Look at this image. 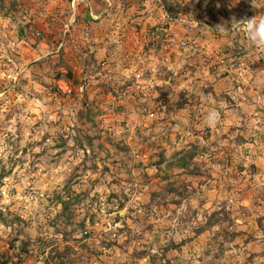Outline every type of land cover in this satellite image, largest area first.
Wrapping results in <instances>:
<instances>
[{"label": "rangeland", "instance_id": "rangeland-1", "mask_svg": "<svg viewBox=\"0 0 264 264\" xmlns=\"http://www.w3.org/2000/svg\"><path fill=\"white\" fill-rule=\"evenodd\" d=\"M199 1L0 0V264H264V0Z\"/></svg>", "mask_w": 264, "mask_h": 264}, {"label": "clouds", "instance_id": "clouds-1", "mask_svg": "<svg viewBox=\"0 0 264 264\" xmlns=\"http://www.w3.org/2000/svg\"><path fill=\"white\" fill-rule=\"evenodd\" d=\"M252 4L255 7V0H252ZM215 28L222 36L233 33H243L252 47L264 49V14L242 20H237L233 17L231 21L217 25ZM217 115L215 109H210L204 117L203 123L209 126L214 124Z\"/></svg>", "mask_w": 264, "mask_h": 264}, {"label": "trees", "instance_id": "trees-1", "mask_svg": "<svg viewBox=\"0 0 264 264\" xmlns=\"http://www.w3.org/2000/svg\"><path fill=\"white\" fill-rule=\"evenodd\" d=\"M163 9L165 11V13L168 15V18L170 19H184L187 17V21H194V22H201L199 20V15H200V11H199V5L202 4V2H200L198 0V3L193 4V2L191 3H183V0H161ZM204 3L208 4L209 0H205ZM192 15V16H189ZM201 17V15H200ZM60 75H57V78H59ZM162 154V153H160ZM196 151L195 150H190L187 152V155L185 157H179L178 159V166L181 168H185L187 166V164L189 162H191L192 158L195 157L196 155ZM217 225V221H212L211 218L209 220V227L211 226H216ZM234 235L231 234L230 238L233 239Z\"/></svg>", "mask_w": 264, "mask_h": 264}, {"label": "built area", "instance_id": "built-area-1", "mask_svg": "<svg viewBox=\"0 0 264 264\" xmlns=\"http://www.w3.org/2000/svg\"><path fill=\"white\" fill-rule=\"evenodd\" d=\"M157 2L158 3H161V0H157ZM162 4V3H161ZM165 15L168 17V15L165 13ZM170 19V18H169ZM175 21H177V22H181V23H183V24H188V25H194V26H197L199 23L198 22H194V21H185V19L183 20V19H180V18H178V19H174ZM181 45L182 46H186L187 45V43L186 42H182L181 43ZM257 103H259L260 102V97H258L257 98V101H256ZM256 103V104H257Z\"/></svg>", "mask_w": 264, "mask_h": 264}, {"label": "crops", "instance_id": "crops-1", "mask_svg": "<svg viewBox=\"0 0 264 264\" xmlns=\"http://www.w3.org/2000/svg\"><path fill=\"white\" fill-rule=\"evenodd\" d=\"M96 18V17H95Z\"/></svg>", "mask_w": 264, "mask_h": 264}]
</instances>
